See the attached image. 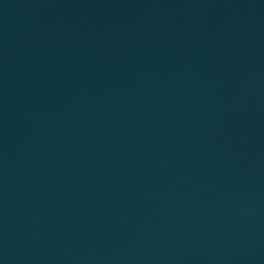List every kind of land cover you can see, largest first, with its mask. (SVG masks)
<instances>
[{
    "label": "water",
    "instance_id": "obj_1",
    "mask_svg": "<svg viewBox=\"0 0 264 264\" xmlns=\"http://www.w3.org/2000/svg\"><path fill=\"white\" fill-rule=\"evenodd\" d=\"M0 264H264V0H0Z\"/></svg>",
    "mask_w": 264,
    "mask_h": 264
}]
</instances>
